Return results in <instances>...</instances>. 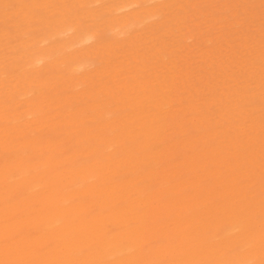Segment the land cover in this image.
<instances>
[{
	"label": "bare ground",
	"instance_id": "6f19581e",
	"mask_svg": "<svg viewBox=\"0 0 264 264\" xmlns=\"http://www.w3.org/2000/svg\"><path fill=\"white\" fill-rule=\"evenodd\" d=\"M0 264H264V0H0Z\"/></svg>",
	"mask_w": 264,
	"mask_h": 264
}]
</instances>
